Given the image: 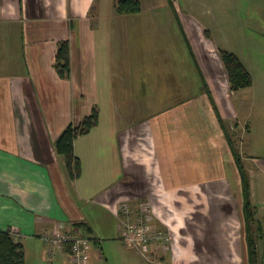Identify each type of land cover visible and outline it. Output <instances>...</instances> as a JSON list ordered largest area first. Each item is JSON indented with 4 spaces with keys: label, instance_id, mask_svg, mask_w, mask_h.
<instances>
[{
    "label": "crops",
    "instance_id": "1",
    "mask_svg": "<svg viewBox=\"0 0 264 264\" xmlns=\"http://www.w3.org/2000/svg\"><path fill=\"white\" fill-rule=\"evenodd\" d=\"M117 1L0 0V229L21 242L25 264H71L68 243L57 247L42 239L57 230L88 238L86 264H94L100 251L93 244L121 241L120 205L148 194L162 204L171 198L163 191L169 189L181 190L179 202H191L187 188L218 179L212 174L223 171L224 163L237 170L223 133H205L199 115L190 112L193 94L184 85L182 102L173 104L169 94L156 99L161 111L147 119L102 126L99 112L97 125L74 140L81 173L71 179L54 142L68 124L100 107L99 93L118 74ZM139 1V13L170 11L165 1ZM61 40L70 46V79L54 68ZM223 74L227 94H236ZM261 176L260 184L250 182L253 203H264Z\"/></svg>",
    "mask_w": 264,
    "mask_h": 264
},
{
    "label": "rangeland",
    "instance_id": "2",
    "mask_svg": "<svg viewBox=\"0 0 264 264\" xmlns=\"http://www.w3.org/2000/svg\"><path fill=\"white\" fill-rule=\"evenodd\" d=\"M162 1L170 11L161 7L156 13L120 14L116 22L118 74L106 88V78L102 79L104 94L99 93L101 105L95 106L102 126L113 125L112 120L147 119L161 111L156 99L168 94L173 104L182 102L185 85L193 94L188 108L199 115L203 131L222 132L234 156L230 136L249 179L250 200V182L258 185L264 175V0H146L152 5ZM221 50L243 60L253 79L251 86L227 94ZM219 162L222 165L221 156ZM223 171L212 174L218 178L212 184L187 188L191 202H179L181 190L169 189L163 191L171 198L162 204L149 194L135 204L125 203L131 221L149 214L153 229L169 236L157 243L166 251L155 253L164 264H250L241 177L226 163ZM250 208L252 232L256 233L257 220L264 231V203L250 200ZM93 245L100 251L94 264H145L138 251L119 239ZM254 248L253 264H264V236L258 237Z\"/></svg>",
    "mask_w": 264,
    "mask_h": 264
},
{
    "label": "trees",
    "instance_id": "3",
    "mask_svg": "<svg viewBox=\"0 0 264 264\" xmlns=\"http://www.w3.org/2000/svg\"><path fill=\"white\" fill-rule=\"evenodd\" d=\"M115 9L119 14H135L141 10L139 0H118L115 4ZM220 58L225 67L227 78L229 81L230 90L237 92L240 89L247 88L252 84V77L248 69L242 63L241 59L234 53L221 50ZM54 68L63 79H70L71 64H70V46L67 40H61L58 43ZM99 120L98 110L94 106L88 116L82 118L78 123L68 124L60 133L54 142V149L64 158L65 166L71 179H76L81 173V162L78 156L74 153V140L80 136L88 133ZM229 143L233 151L234 161L239 171L241 181L243 184V207L242 212L245 218L247 238L249 246V261L253 264L255 256V243L259 236H264L262 223L256 221L257 230L254 234L251 229V222L254 218L253 212L250 208L249 200V179L246 175L245 168L241 158L230 138ZM0 264H25V254L21 242L15 240L10 230L0 229Z\"/></svg>",
    "mask_w": 264,
    "mask_h": 264
},
{
    "label": "built area",
    "instance_id": "4",
    "mask_svg": "<svg viewBox=\"0 0 264 264\" xmlns=\"http://www.w3.org/2000/svg\"><path fill=\"white\" fill-rule=\"evenodd\" d=\"M119 212L126 218H120L119 237L122 242L132 249L138 251L144 259L145 264H164L161 259L156 258L157 252H165L157 243L166 242L169 236L154 230L150 224V215L140 217L136 221L129 219V209L126 204L119 206ZM120 214V215H121ZM149 221V222H148ZM42 239L46 244L62 247L66 243L70 246L71 262L76 264H86V254L91 242L88 238L81 235L72 234L69 230H57L53 234H45ZM158 260V261H157Z\"/></svg>",
    "mask_w": 264,
    "mask_h": 264
},
{
    "label": "bare ground",
    "instance_id": "5",
    "mask_svg": "<svg viewBox=\"0 0 264 264\" xmlns=\"http://www.w3.org/2000/svg\"><path fill=\"white\" fill-rule=\"evenodd\" d=\"M152 137H155V136H152ZM151 139H153V138H151ZM151 139H150V140H151ZM153 140H156V139L154 138ZM153 140H152V141H153ZM163 147H164V146H163ZM153 149H154V148H153ZM140 150H141V149H140ZM145 150H146V149H145ZM151 153H152V152H151ZM146 154H147V153H146ZM139 155H140V154H139ZM154 156H155V155H154ZM149 157H150V156H149ZM144 159H145V158H144ZM146 159H147V158H146ZM150 160H151V159H150ZM141 163H142V162H141ZM153 164H154V162H153ZM160 164H161V162H160ZM143 165H144V164H143ZM148 165H149V164H148ZM157 166H158V165H157ZM157 166H156V167H157ZM145 167H146V166H145ZM150 168H151V167H150ZM149 171H150V170H149ZM149 171H148V172H149ZM212 178H215V177H212ZM216 178H217V177H216ZM209 180H210V179H209ZM216 185H217V184H216Z\"/></svg>",
    "mask_w": 264,
    "mask_h": 264
}]
</instances>
